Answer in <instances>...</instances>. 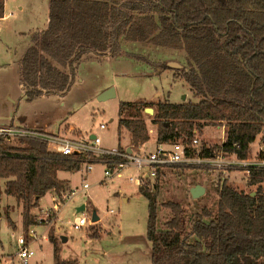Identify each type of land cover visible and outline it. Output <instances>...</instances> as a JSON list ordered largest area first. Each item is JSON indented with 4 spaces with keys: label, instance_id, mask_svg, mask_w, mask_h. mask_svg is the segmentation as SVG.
<instances>
[{
    "label": "trees",
    "instance_id": "16d2710c",
    "mask_svg": "<svg viewBox=\"0 0 264 264\" xmlns=\"http://www.w3.org/2000/svg\"><path fill=\"white\" fill-rule=\"evenodd\" d=\"M122 40L185 52L182 68L163 66L176 70L199 101H158L152 120L157 143H186L189 155L247 158L257 137L264 141V0H50L48 27L33 35L19 63L24 99L65 96L86 54L117 56ZM146 105L120 104L119 137L127 132L133 147L150 140ZM207 125H225L226 140L192 148ZM15 140L20 145L0 135V180H6L0 200L6 193L23 203L27 229L35 224L31 210L42 197L69 189L59 171L80 170L88 160L120 161L110 155H63L39 136ZM248 182L257 188L247 192L225 179L218 186L217 209L204 205L189 221L182 202L163 201L169 213L160 224V183L141 186L148 198L151 264H264V170L252 169ZM91 236L100 231L92 228ZM49 239L56 245L54 233Z\"/></svg>",
    "mask_w": 264,
    "mask_h": 264
},
{
    "label": "rangeland",
    "instance_id": "374dc122",
    "mask_svg": "<svg viewBox=\"0 0 264 264\" xmlns=\"http://www.w3.org/2000/svg\"><path fill=\"white\" fill-rule=\"evenodd\" d=\"M49 11L50 0L4 1L3 15L0 16V95L6 91L16 92L20 60L32 43L33 35L48 27ZM125 48L126 55L112 62L84 56V61L81 60L76 65V70L84 81L73 87L63 104L53 98H41L32 102L24 100L19 113L23 111L28 117L38 116L48 130L59 131L72 124L77 129L73 132L64 129L63 136H75L73 138L76 139L84 136L89 139L95 134L102 138L103 147L116 149L130 143L127 132L124 131L119 137V108L123 102L146 103V108L154 109L158 101H199L190 85L176 70L163 66V63L177 61L183 67L184 51L137 42L127 43ZM103 86H106L104 90L114 87L115 96L99 100V94L104 90H98ZM154 114L155 112L150 114L146 111L144 114L149 130L154 129L147 145L151 150L155 147L157 131L152 123ZM19 121L17 119L16 124H20ZM102 123L107 126L106 129L100 127ZM196 137L199 139L197 149L203 143L209 146L222 144L227 137V127L207 125L202 134L197 133ZM15 139L10 142L20 145ZM263 143L258 136L253 143L256 151L253 154H257ZM226 157L227 160L234 158L232 154ZM182 164L177 163L161 170L158 177L149 184L152 187L155 182L160 183L159 224L169 213V209L161 206L163 201L172 199L182 202L189 221L194 212L204 205L217 209L218 186L225 179L247 192L257 188L249 184L248 175L243 170L200 168L197 164L189 167ZM105 169L104 164H98L90 172H86L85 165L77 171H59V178L68 179L69 189L78 190V194L62 207L57 220L50 217L42 221L48 215L45 209L53 205L52 197L55 192L49 191L40 199L37 207L31 210L35 224L28 229L23 219V203L13 196L2 194L0 251L16 253L18 237L27 235V231L32 229L37 232L38 239L31 242L35 255L26 264H151L152 242L147 236L148 198L142 194L138 182L128 179L130 175H137L138 171L127 168L121 178L116 175L105 178ZM5 181L0 180L2 190L5 189ZM83 182H88L91 186L87 194L81 191ZM196 185H202L206 189L198 199L191 195V190ZM84 203L88 204L85 213L93 214L96 210L100 219L96 223L75 229L70 222L81 214L77 212V207ZM111 209L115 212L112 213ZM92 228L100 231L99 237L91 236ZM51 233L56 236V245L49 239ZM63 235L67 237V241L62 240Z\"/></svg>",
    "mask_w": 264,
    "mask_h": 264
},
{
    "label": "built area",
    "instance_id": "2783aa9c",
    "mask_svg": "<svg viewBox=\"0 0 264 264\" xmlns=\"http://www.w3.org/2000/svg\"><path fill=\"white\" fill-rule=\"evenodd\" d=\"M100 127L102 129H106L107 126L102 123ZM151 132H154V129H151L150 133ZM0 135L6 136L10 140L23 135L39 136L48 142L49 149L63 155L94 154L96 157H103L106 155L119 157L120 161L113 162L111 164L104 159H101L100 162L88 160L84 163L86 172L92 171L98 164H104L106 166L104 171L105 178L113 177L115 175L121 178L123 176L124 169L134 168L138 171V174L130 175L128 179L131 182H138L140 187L143 185L149 186L150 182L158 177L159 171L164 170L167 167L169 168L177 163H183L182 165L190 166L191 164H197L200 168L216 167L222 170H243L246 172L248 177L252 169L264 170V143L262 145L260 144L257 154H253L254 149L247 158H240L237 153H231L234 158L227 160L226 155L229 153H220L211 157H201L198 154L189 155L187 152L190 146L183 142H156L155 149L147 151L146 149L141 148L143 144L139 147H133L130 145L123 149L106 148L103 147L102 138L98 135H95V138H93L92 141H86L52 133L42 134L39 133L38 130L18 126L0 127ZM198 144L199 139L194 137L191 145L192 148L196 149ZM129 148H131V152L128 151ZM255 152L256 151H254V153ZM102 181L104 182L105 180H101V182ZM90 187L91 186L88 182H83L81 191L84 194H87ZM78 192V190H73L72 188L61 190L59 193L55 192L52 197L53 205L45 209L48 215L46 218L42 219V221L48 220L50 217L57 220L59 211L64 205L72 201ZM84 205L85 209L83 211L77 210V212L81 214L76 216L75 219L70 222L71 226L75 229H81L94 223L93 214L88 215L85 213V211L88 210V204L84 203ZM80 206L81 205L78 207ZM111 212L114 213L115 210L111 209ZM27 232V235H21L18 237V251L16 253L9 254L8 252L5 253L0 251V264H26L35 255V250L31 247V242L38 239L37 232L32 229H29Z\"/></svg>",
    "mask_w": 264,
    "mask_h": 264
},
{
    "label": "crops",
    "instance_id": "0c3cea01",
    "mask_svg": "<svg viewBox=\"0 0 264 264\" xmlns=\"http://www.w3.org/2000/svg\"><path fill=\"white\" fill-rule=\"evenodd\" d=\"M0 29H1V26H0ZM44 30H40L39 32H42ZM122 42H123L122 48H121L122 50L117 56H114L110 53L105 54V55H96L94 53H88L86 55L87 56L89 55V58H92L90 56H93V58H98L100 61L108 60L109 62H112L115 60H120V57H123L127 53L125 47H126V44L128 42H126V41H122ZM123 44H124V46H123ZM121 53H123V54L120 55ZM82 60H83V58H82ZM67 71H69V69ZM76 80L77 81L72 85L71 89L69 90V92L64 97H58L57 95H48V96L44 95V96H41L37 99L53 98V99H56L58 101H61L63 104L67 100L68 94H70V91L73 89V87H75L79 82L84 81L83 77L81 75H79L78 70H76ZM105 88H106V86H103L102 88H100L98 90V92L103 91ZM24 100H25L24 99V86L21 82L20 71H19V83H18V88L16 89V92L15 91L14 92L13 91H6L3 95H0V127L7 126V125H14V126H18V127H27L29 129H35V130H39V131L41 130V131H44L45 133H52V134H58V135H63L64 129H65V131H68V132H73L75 129H77V128H75L74 125L68 124L62 130H59V131L48 130L45 127L46 124H44V123L42 124L41 118H38V116H29L28 117L27 114H25L23 111L21 113H19V109L21 108V104H22V102H24ZM63 100H65V101H63ZM17 119L20 120L19 121L20 124H16L15 121ZM28 124H30V126ZM93 135H95V134H92L91 136H93ZM73 137H75V136H72V138ZM80 140L92 141L93 138L88 139V138H85L83 136L82 139H80ZM129 141H130V137H129ZM148 143H149V141L147 143L143 144L142 147L144 149H146L147 151H151V149H148V147H147ZM128 146H130V143L128 145H125L123 148L128 147ZM155 147H156V140H155ZM155 147H154V149H155ZM65 180H68V179H65ZM124 200L128 201V198L124 197Z\"/></svg>",
    "mask_w": 264,
    "mask_h": 264
},
{
    "label": "water",
    "instance_id": "95a60500",
    "mask_svg": "<svg viewBox=\"0 0 264 264\" xmlns=\"http://www.w3.org/2000/svg\"><path fill=\"white\" fill-rule=\"evenodd\" d=\"M168 65L172 68H182V64L176 61H170L168 62ZM115 88L114 87H110L109 89L104 90L103 92H101L99 94V100H106L108 98H111L113 96H115ZM145 111L147 113L153 114L154 113V109L151 107H147L145 109ZM91 138H95V135L91 136ZM129 152H131V148L128 149ZM206 192V189L202 186V185H196L192 188L191 190V195L194 199H198L201 195H203ZM254 195V192H253ZM85 209V205H81L80 207H78V211H83ZM100 219L97 211L95 210L93 212V222L96 223L98 220ZM63 241H67V237L66 236H62L61 237Z\"/></svg>",
    "mask_w": 264,
    "mask_h": 264
}]
</instances>
